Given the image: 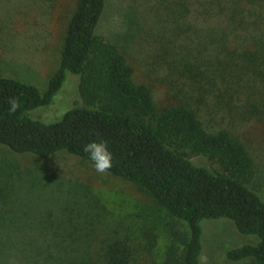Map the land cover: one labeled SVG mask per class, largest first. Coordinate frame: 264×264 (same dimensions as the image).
Segmentation results:
<instances>
[{
	"label": "trees",
	"instance_id": "trees-1",
	"mask_svg": "<svg viewBox=\"0 0 264 264\" xmlns=\"http://www.w3.org/2000/svg\"><path fill=\"white\" fill-rule=\"evenodd\" d=\"M144 1L158 3L183 38L176 57L199 80L201 100L215 106L236 97L264 113V0ZM106 7L107 0H78L47 91L0 76V145L45 159L65 152L92 164L83 146L106 141L113 154L108 173L147 191L187 226L175 230L162 264H201L202 223L222 219L259 237L229 250L228 258L264 264V200L249 187L256 170L248 149L227 129L208 130L187 103L158 110L151 89L134 82L120 46L98 34ZM70 73L79 76L83 105L56 122L32 118L31 111L54 103ZM192 156L218 168L196 165ZM133 263L129 239L105 237L90 258L69 231L42 223V207L0 187V264Z\"/></svg>",
	"mask_w": 264,
	"mask_h": 264
},
{
	"label": "rangeland",
	"instance_id": "rangeland-1",
	"mask_svg": "<svg viewBox=\"0 0 264 264\" xmlns=\"http://www.w3.org/2000/svg\"><path fill=\"white\" fill-rule=\"evenodd\" d=\"M77 2L0 0V76L47 91L59 68L66 26ZM158 6L155 1L107 0L97 32L120 46L134 68V82L151 89L158 110L187 103L208 130L227 129L245 145L256 170L249 187L264 200V113L251 111L236 97L215 106L211 98L200 99L199 80L176 57L183 38L175 36ZM78 84L79 76L68 74L54 103L29 115L46 123L59 121L69 109L83 105ZM191 160L213 171L218 168L204 156ZM0 187L42 207V223L69 231L90 258L103 238L116 236L129 239L133 264H162L175 230H187L147 191L108 172L98 174L91 163L65 152L45 159L0 145ZM202 228L201 264L250 262L233 261L227 253L257 244L259 237L241 234L227 219L205 220Z\"/></svg>",
	"mask_w": 264,
	"mask_h": 264
},
{
	"label": "clouds",
	"instance_id": "clouds-1",
	"mask_svg": "<svg viewBox=\"0 0 264 264\" xmlns=\"http://www.w3.org/2000/svg\"><path fill=\"white\" fill-rule=\"evenodd\" d=\"M8 103L12 111H15L18 107V103L15 99L10 98ZM82 151L88 155L94 170L98 174H106L112 168L113 154L109 150L106 141H90L83 146Z\"/></svg>",
	"mask_w": 264,
	"mask_h": 264
}]
</instances>
